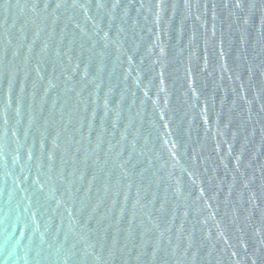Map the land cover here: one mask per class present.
Wrapping results in <instances>:
<instances>
[{
	"label": "water",
	"instance_id": "1",
	"mask_svg": "<svg viewBox=\"0 0 264 264\" xmlns=\"http://www.w3.org/2000/svg\"><path fill=\"white\" fill-rule=\"evenodd\" d=\"M0 264H264V0H0Z\"/></svg>",
	"mask_w": 264,
	"mask_h": 264
}]
</instances>
